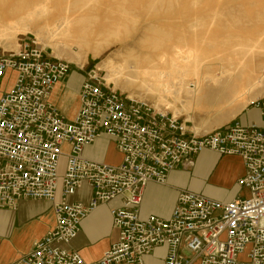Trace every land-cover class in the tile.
<instances>
[{
  "label": "built area",
  "instance_id": "obj_1",
  "mask_svg": "<svg viewBox=\"0 0 264 264\" xmlns=\"http://www.w3.org/2000/svg\"><path fill=\"white\" fill-rule=\"evenodd\" d=\"M77 69L85 80L79 110L67 120L50 99L73 65L34 38L20 39L17 51H0V209L46 201L55 220L17 264H89L69 247L82 222L104 206L119 238L92 264H151L145 259L163 248L162 264H264V121L235 118L197 135L181 118L107 86L98 70ZM9 72L16 79L5 90ZM249 107L264 119V98ZM102 137L114 141L120 164L84 157ZM204 151L239 157L245 174L238 185L249 195L222 202L179 190L168 219L142 218L147 185L166 186L172 171L191 168ZM85 185L90 201L71 203Z\"/></svg>",
  "mask_w": 264,
  "mask_h": 264
},
{
  "label": "bare ground",
  "instance_id": "obj_2",
  "mask_svg": "<svg viewBox=\"0 0 264 264\" xmlns=\"http://www.w3.org/2000/svg\"><path fill=\"white\" fill-rule=\"evenodd\" d=\"M137 1L0 0V47L17 51L18 36L32 34L57 59L82 67L89 55L98 59L118 46L99 66L107 86L117 88L127 80V87L150 96L157 111H172L174 118L186 114L192 123L193 110L209 104L211 88L225 89L224 104L240 102L242 110L264 94V78L247 76L249 63L264 59V13L245 22L257 23L252 37L244 25L238 33L221 36L214 30L217 12L196 17L186 27L163 28L154 22L157 13H167L181 0ZM138 7L145 13L143 22ZM100 8L103 15L97 13ZM129 98L142 99L135 93ZM193 130L200 134L196 126Z\"/></svg>",
  "mask_w": 264,
  "mask_h": 264
},
{
  "label": "crops",
  "instance_id": "obj_3",
  "mask_svg": "<svg viewBox=\"0 0 264 264\" xmlns=\"http://www.w3.org/2000/svg\"><path fill=\"white\" fill-rule=\"evenodd\" d=\"M75 73L83 74L78 69L72 70L69 77L55 87L50 99L67 120H73L79 110L78 95L85 80ZM71 102H74V107L69 106ZM237 119L243 124L252 122L251 108L240 113ZM111 142L102 137L93 146L85 148L84 157L110 164L109 152L113 147L117 152L115 155H120V164L123 156L117 151L115 143L112 146ZM244 174L243 161L239 157L204 151L194 158L191 168L179 166L172 171L166 186L155 183L147 185L140 209L141 217L168 219L176 205L179 190H188L222 202L246 198L249 193L238 185V180ZM91 196L92 189L85 185L69 201L87 204ZM108 210V206L101 207L84 220L79 237L69 247L89 264L98 262L115 243ZM54 225L52 205L46 201L22 200L16 209H0V264H17ZM164 251V248L159 249L156 254Z\"/></svg>",
  "mask_w": 264,
  "mask_h": 264
},
{
  "label": "rangeland",
  "instance_id": "obj_4",
  "mask_svg": "<svg viewBox=\"0 0 264 264\" xmlns=\"http://www.w3.org/2000/svg\"><path fill=\"white\" fill-rule=\"evenodd\" d=\"M104 2L107 3L108 0H104ZM137 2H140L142 4V3H145L146 0L145 1L138 0ZM263 6H264V0H200V1L198 0L195 6L191 5V0H181L179 5H174L169 11H167V13L166 11L164 12L161 11V13L158 12L157 13L158 17H156V20L154 22L157 26H162L163 28L170 27V28L178 29L181 26L186 27L196 17H207V16H210L213 12H217L219 13L220 16L217 19L216 24L214 26L215 32H218V34H220L221 36L227 35L228 32L238 33V30H240L242 26L244 25L245 28L247 29L246 34L252 37L253 31H255L254 28L252 27L257 25V23L245 24V22H247V20H252V19H253L252 21L255 22L257 20L256 14L264 13ZM141 11L142 10L139 9L138 13L140 14V16H142L140 22L141 21L143 22L145 19L143 17L145 16L144 15L145 13ZM97 13L99 15H103L104 8L98 9ZM144 25L145 24L142 23L141 25H138V26H144ZM25 37L35 39V37L32 34H27V35H19L18 41ZM45 49H47L49 53L53 55L52 49L50 48H45ZM2 50L5 51L4 48L0 47V51ZM117 50H118V46H114L111 49H109L108 52L106 51L105 53H103L98 59H94L92 55H89L87 57L86 62L84 63L82 67H79L71 63L73 65V70H76L77 67L84 68V71L86 72H88L89 70L95 69V70H98L102 74L105 80L106 73L102 71L99 68V66L106 59L108 55L113 54ZM74 52L75 53L78 52L77 47H74ZM63 55H64V58H69L70 53L65 52V54L63 53ZM62 60H66V59H62ZM249 66L250 68L247 74L248 77H252L253 79H257V78L263 79L264 78V72H263L264 71V59H259L255 61L254 65L249 63ZM75 74H77L79 78L80 77H83V79L85 78L84 77L85 75L83 76L84 73L83 74L75 73ZM9 77H10L9 80L4 81L3 88L5 90L7 89L8 86H11L13 84L14 80L16 79V74L14 72H9ZM126 82L127 80H125L117 88H115V86L113 85H111L110 87L128 97L132 93H135V96H137V98L139 97L142 98L140 100L147 101L152 105L154 104L150 96H148L147 93H145L142 89L136 88V87L134 88L127 87ZM263 98H264V94L260 95L257 98V100L263 99ZM226 99H227V91L225 89L223 90V89H220L219 87L211 88L209 90V96H208V102H207L209 104L206 105L205 107H199L193 110L192 112V117L194 120L193 123L190 121H187L188 116L186 114H183L178 117L188 123V128H189L190 133H195L193 128L194 126H196L200 130V134H204V133L211 132L215 129L227 126L231 121L237 118L240 113H242L244 110L246 111L247 109L251 108L248 106L247 108L242 110L240 102H236L234 104H224ZM69 106L74 107V102H71ZM168 113L174 116V112L168 111ZM251 119L257 122L258 124H262L264 121V119L260 116L259 112L255 111L253 108H251ZM216 123H221V124L215 125ZM113 143L114 141L111 142L112 146H113ZM116 153L117 152L114 151L112 147L109 152V157H111V159L108 160L110 164L117 165L120 162V155L116 156L115 155ZM66 161H67L66 158L61 159L60 168H59L60 175H62L65 171ZM118 238H119V231L114 229L112 239H114L116 242ZM164 253L165 251L160 254L154 253L152 256H149L145 260L151 264H162V258L164 256Z\"/></svg>",
  "mask_w": 264,
  "mask_h": 264
}]
</instances>
